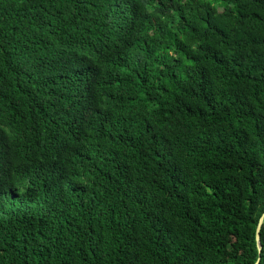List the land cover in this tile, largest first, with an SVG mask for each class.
<instances>
[{"label":"trees","instance_id":"trees-1","mask_svg":"<svg viewBox=\"0 0 264 264\" xmlns=\"http://www.w3.org/2000/svg\"><path fill=\"white\" fill-rule=\"evenodd\" d=\"M264 0H0V264H264Z\"/></svg>","mask_w":264,"mask_h":264},{"label":"water","instance_id":"water-1","mask_svg":"<svg viewBox=\"0 0 264 264\" xmlns=\"http://www.w3.org/2000/svg\"><path fill=\"white\" fill-rule=\"evenodd\" d=\"M263 221H264V215L261 217V219L259 221V224H258V227H257V233H256V239H257V242H258L259 250H261L260 231H261V228H262Z\"/></svg>","mask_w":264,"mask_h":264}]
</instances>
